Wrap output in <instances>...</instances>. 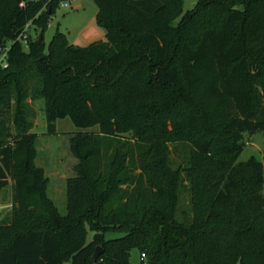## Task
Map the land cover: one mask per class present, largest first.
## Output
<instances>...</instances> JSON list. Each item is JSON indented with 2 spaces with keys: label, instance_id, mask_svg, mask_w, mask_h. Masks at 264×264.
<instances>
[{
  "label": "trees",
  "instance_id": "trees-1",
  "mask_svg": "<svg viewBox=\"0 0 264 264\" xmlns=\"http://www.w3.org/2000/svg\"><path fill=\"white\" fill-rule=\"evenodd\" d=\"M22 1L0 0V192L12 188L0 264H133L134 249L140 264H264V167L238 160L245 134L264 133V0L184 13L186 0H94L106 39L57 31L48 49L62 0ZM29 22L43 41L26 48ZM37 100L50 135L59 119L99 126L70 138L66 214L36 162ZM172 143L188 147L176 167Z\"/></svg>",
  "mask_w": 264,
  "mask_h": 264
},
{
  "label": "rangeland",
  "instance_id": "rangeland-1",
  "mask_svg": "<svg viewBox=\"0 0 264 264\" xmlns=\"http://www.w3.org/2000/svg\"><path fill=\"white\" fill-rule=\"evenodd\" d=\"M70 5L63 7L61 3L55 8L50 17L47 27L44 31V42L46 49L57 31L66 34L69 42L75 46H87L93 38L106 39L105 31L97 24L96 16L98 7L94 0H69ZM197 0H186L183 13L192 10ZM27 40L39 38L40 31H37L32 25L27 32ZM24 39L22 43L24 44ZM0 53V60H1ZM34 106V116L32 118L34 127L32 131L38 134L37 149L38 156L36 162L43 167L47 176L50 178L48 192L55 201L59 211L62 214L67 213V179L74 175L73 166L77 159L70 151V138L78 131L98 132L99 126L86 129L75 127L70 118L59 119L56 122L57 133L48 134L47 123L44 114V104L37 100L32 103ZM170 147V159L173 166L184 164L188 157V147L184 143H172ZM264 133L257 132L253 135L245 134V147L239 156V161H247L252 156L259 159L264 167ZM53 191L56 197L53 196ZM264 193V185H263ZM62 199V201L60 200ZM12 188L6 187L0 192V221L11 218ZM190 207V195L184 190L181 194V210H187ZM110 234L109 236H117ZM92 233H88V241L92 239ZM141 254L138 249L131 252L130 260L133 264H140Z\"/></svg>",
  "mask_w": 264,
  "mask_h": 264
},
{
  "label": "built area",
  "instance_id": "built-area-1",
  "mask_svg": "<svg viewBox=\"0 0 264 264\" xmlns=\"http://www.w3.org/2000/svg\"><path fill=\"white\" fill-rule=\"evenodd\" d=\"M27 1H30V0H23L22 3H21V6H22V7H25L26 4H27ZM61 5H62L63 7H68V6L70 5V2H69V0H62ZM30 26H31V22H29V23L26 25V27H25L23 33L20 35V38H21L22 40L24 39V41H25V42H24V45H25L26 48L28 47V40H27V38H28V33H27V32H28ZM8 49H9V47H7V48H5V49H3V50H0V53H1V56H2V57H1V60H0V64H1L3 67H6V66H7V52H8ZM142 256L145 257V254H142Z\"/></svg>",
  "mask_w": 264,
  "mask_h": 264
},
{
  "label": "water",
  "instance_id": "water-1",
  "mask_svg": "<svg viewBox=\"0 0 264 264\" xmlns=\"http://www.w3.org/2000/svg\"><path fill=\"white\" fill-rule=\"evenodd\" d=\"M49 13H50V11H49ZM38 41L40 43L43 41V33H42V30H40ZM102 252H103V249L100 246H98L96 248L94 254H93V257H92V262L93 263H95L97 261V259L99 258V256L101 255Z\"/></svg>",
  "mask_w": 264,
  "mask_h": 264
},
{
  "label": "crops",
  "instance_id": "crops-1",
  "mask_svg": "<svg viewBox=\"0 0 264 264\" xmlns=\"http://www.w3.org/2000/svg\"><path fill=\"white\" fill-rule=\"evenodd\" d=\"M93 39H94V40H92L91 43L94 42V41H97V40H101L102 38H97V37L95 36ZM52 197H53V198L56 197L54 191H53V196H52ZM54 199H55V198H54ZM60 200L62 201V199H60ZM54 202H55V201H54Z\"/></svg>",
  "mask_w": 264,
  "mask_h": 264
}]
</instances>
